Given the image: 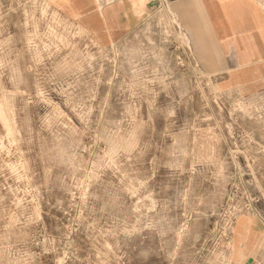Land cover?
<instances>
[{
	"label": "rangeland",
	"instance_id": "rangeland-1",
	"mask_svg": "<svg viewBox=\"0 0 264 264\" xmlns=\"http://www.w3.org/2000/svg\"><path fill=\"white\" fill-rule=\"evenodd\" d=\"M54 1L0 0V264H240L264 86L207 74L168 8L105 43Z\"/></svg>",
	"mask_w": 264,
	"mask_h": 264
},
{
	"label": "crops",
	"instance_id": "crops-1",
	"mask_svg": "<svg viewBox=\"0 0 264 264\" xmlns=\"http://www.w3.org/2000/svg\"><path fill=\"white\" fill-rule=\"evenodd\" d=\"M68 19L105 43L135 31L161 7L189 38L207 74L231 89L264 86V6L260 0H55ZM232 255L240 264L264 258V221L236 220Z\"/></svg>",
	"mask_w": 264,
	"mask_h": 264
},
{
	"label": "bare ground",
	"instance_id": "bare-ground-1",
	"mask_svg": "<svg viewBox=\"0 0 264 264\" xmlns=\"http://www.w3.org/2000/svg\"><path fill=\"white\" fill-rule=\"evenodd\" d=\"M2 112H3V111H1V114H2ZM5 115H6V114H5ZM1 116H4V115H1ZM1 116H0V117H1ZM1 118H2V117H1ZM4 118L6 119V116H4ZM8 121H9V120H8ZM8 127H9V126H8Z\"/></svg>",
	"mask_w": 264,
	"mask_h": 264
}]
</instances>
